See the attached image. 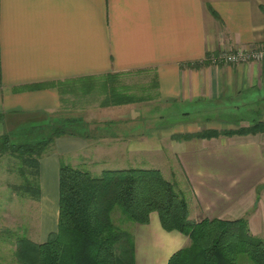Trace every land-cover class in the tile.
<instances>
[{"label": "crops", "instance_id": "0c3cea01", "mask_svg": "<svg viewBox=\"0 0 264 264\" xmlns=\"http://www.w3.org/2000/svg\"><path fill=\"white\" fill-rule=\"evenodd\" d=\"M261 44L264 0H0V142L72 124L38 158L32 239L57 230L59 171L70 163L159 169L190 220L245 219L264 240V129L228 133L264 125V59H208ZM137 71L154 74L156 97L88 108L64 100L67 81ZM129 232L134 264H168L191 243L157 212Z\"/></svg>", "mask_w": 264, "mask_h": 264}, {"label": "trees", "instance_id": "16d2710c", "mask_svg": "<svg viewBox=\"0 0 264 264\" xmlns=\"http://www.w3.org/2000/svg\"><path fill=\"white\" fill-rule=\"evenodd\" d=\"M120 74L106 77L112 83ZM93 77L80 79L84 84ZM109 84L101 106L121 105L152 99L124 92ZM157 87L156 83L154 84ZM92 90L85 91L90 93ZM75 121V120H74ZM71 123L57 125L53 133L31 143L5 142L11 153H20L24 166L37 173L38 158L55 137L69 131ZM264 129L263 124L228 133L245 134ZM216 132L200 133L201 137L215 136ZM192 135H186L189 137ZM8 143H12L8 147ZM7 151V150H6ZM29 186V185H28ZM39 197L40 188H37ZM36 192V191H35ZM120 208L136 224H147L157 212L167 231H179L191 240L189 246L174 253L168 264H239L242 255L254 264H264V240L249 233L245 219H189L185 198L176 191L159 169H106L94 175L87 169L62 164L59 171V217L56 231L43 243L29 242L30 260L22 264H134L131 233L113 218ZM28 240V241H27ZM123 247L122 254L118 252Z\"/></svg>", "mask_w": 264, "mask_h": 264}, {"label": "rangeland", "instance_id": "374dc122", "mask_svg": "<svg viewBox=\"0 0 264 264\" xmlns=\"http://www.w3.org/2000/svg\"><path fill=\"white\" fill-rule=\"evenodd\" d=\"M154 79V74L150 71H137L120 74L113 83L106 77H96L84 81L86 82L85 88L81 82L75 83L70 80L63 85V97L70 108L100 106L104 101L105 91L109 89L108 85L112 83L119 94L127 92L154 98L157 93ZM89 88L92 92L85 93ZM121 105H126V103ZM158 109L159 107H156L153 113L157 112L158 115L165 116V112L162 110L161 113ZM57 123L59 125L61 121ZM48 134L51 133H35L29 135L27 139L12 138L11 142L31 143L45 138ZM11 145L12 143H8V147ZM20 155V153H11L4 143L0 142V264H22V258L31 261L29 258L32 254L30 243L19 242V240L26 238L40 244L32 239L34 236V239L39 240L34 233L35 231L38 234L40 228V203L36 190L40 188L38 176L31 169L32 163L29 167L23 165ZM62 161L68 163L69 158L64 157ZM170 166H173V158L170 160ZM85 168L92 170L90 166ZM92 174L97 176L101 174V171L100 169L92 170ZM113 218L127 231L134 223L118 207L113 212ZM122 251L123 247L119 245L118 252L122 254ZM239 264L254 263L248 256L242 255Z\"/></svg>", "mask_w": 264, "mask_h": 264}, {"label": "built area", "instance_id": "2783aa9c", "mask_svg": "<svg viewBox=\"0 0 264 264\" xmlns=\"http://www.w3.org/2000/svg\"><path fill=\"white\" fill-rule=\"evenodd\" d=\"M208 59L213 62L224 61L228 63L262 61L264 59V44L255 47L237 48L220 55H212Z\"/></svg>", "mask_w": 264, "mask_h": 264}]
</instances>
